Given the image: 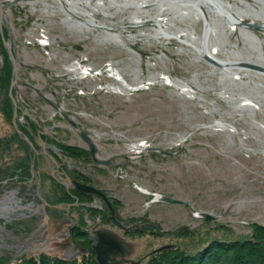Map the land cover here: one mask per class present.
Returning a JSON list of instances; mask_svg holds the SVG:
<instances>
[{
  "label": "rangeland",
  "instance_id": "rangeland-1",
  "mask_svg": "<svg viewBox=\"0 0 264 264\" xmlns=\"http://www.w3.org/2000/svg\"><path fill=\"white\" fill-rule=\"evenodd\" d=\"M88 1L0 0L7 5L0 76L7 53L12 82L4 39L18 59L15 120L14 101L10 120L0 91V198L14 192L18 202L0 218V264L80 261L82 242L94 249L99 229L121 239L125 255L114 257L122 264L251 239L264 226V75L242 70L243 81L233 84L190 45L156 36L151 21L131 20L134 7ZM187 19L201 47L204 21ZM217 56L226 58L223 50ZM81 62L94 68L91 76H82ZM246 97L259 108L242 107ZM81 132L107 164L93 159ZM73 179L104 190L127 229ZM158 195L187 203L154 201Z\"/></svg>",
  "mask_w": 264,
  "mask_h": 264
},
{
  "label": "bare ground",
  "instance_id": "bare-ground-1",
  "mask_svg": "<svg viewBox=\"0 0 264 264\" xmlns=\"http://www.w3.org/2000/svg\"><path fill=\"white\" fill-rule=\"evenodd\" d=\"M111 3L116 5V7H134L136 9L135 13L133 14L131 20L138 21V23H146L148 21L153 22V30L155 31V35L159 37V35H162L166 39H176L180 42H183L185 44L190 45L193 47L197 52H199L203 56V60L208 62L204 58V54H210L213 58L218 59L222 62L223 67H221L224 76L228 78L230 81L233 82V84L241 83L243 81L242 76L240 75V71L242 70H249L248 68L244 67L242 63H237L235 61H231L227 58H220L217 56L219 52L222 50L223 45V37L225 36V33H234L236 29V25L242 23L239 19L228 16V19L226 20V23L223 22V25L216 26L211 24L210 19L208 15L204 13V15H201V13H195L194 16L197 19L205 17L206 20V28L204 30L203 38L201 39V47L196 44V42L199 40V36L196 34L195 28L193 26L192 21H187V17L191 16V5L189 0H181L187 7L181 9L180 11H174L171 7L172 5H175L176 1L178 0H154V3H148V0H110ZM105 0L99 1L97 3L98 5H105ZM65 6V3L62 2ZM96 4V5H97ZM154 4V5H153ZM86 5L91 6V2L86 0ZM121 5V6H120ZM144 5H152V7H143ZM146 8V9H144ZM75 12H84L90 16H92V13L87 12L84 8L76 7L74 8ZM203 13V12H202ZM166 15L168 17H164L163 15ZM177 19H181V21L186 22V27H177L176 21ZM186 36L188 38H186ZM212 36H215L218 38V42L215 43L212 40ZM122 36L117 37L116 39L122 43ZM161 37V36H160ZM209 63V62H208ZM230 65V66H229ZM215 66V65H213ZM236 66L239 72L235 73L233 72V67ZM256 72V71H255ZM259 73V72H257ZM124 83V82H122ZM177 86L187 87L181 82H176ZM242 107L247 108H256L258 109L259 106L256 102H254L253 99L246 97L244 101L241 103ZM161 196H156L154 201H160ZM15 203V205L18 204V202L14 198V192L8 194L5 198H0V206L2 207H11L14 208L11 204ZM8 212L6 210L0 211V218L2 216H5ZM84 251L88 252L89 250L86 248H83ZM96 252V251H95ZM97 255V254H96Z\"/></svg>",
  "mask_w": 264,
  "mask_h": 264
},
{
  "label": "trees",
  "instance_id": "trees-1",
  "mask_svg": "<svg viewBox=\"0 0 264 264\" xmlns=\"http://www.w3.org/2000/svg\"><path fill=\"white\" fill-rule=\"evenodd\" d=\"M4 56L0 76V91H4L2 110L5 116L11 120L13 116V102L9 96V87L11 84L12 66L7 53ZM20 111L22 112V109ZM77 230V228L74 230L73 237L79 238L84 232ZM88 243H90L88 238H85L84 242H82L83 247L81 248H86L89 251L80 261L77 259L64 260L59 258L50 261L43 257L42 261L44 264H99L96 259L95 250L91 249ZM168 252V250L158 251L151 256L146 264H264V226L257 225L251 239L229 242L216 240L196 254L178 251L168 258V254L170 253ZM29 262L34 263V259L31 258Z\"/></svg>",
  "mask_w": 264,
  "mask_h": 264
},
{
  "label": "flooded vegetation",
  "instance_id": "flooded-vegetation-1",
  "mask_svg": "<svg viewBox=\"0 0 264 264\" xmlns=\"http://www.w3.org/2000/svg\"><path fill=\"white\" fill-rule=\"evenodd\" d=\"M174 3L176 4L171 7L174 11L187 7L181 0ZM190 4L191 17L198 12L201 15L205 13L212 26L223 25L228 16L239 19L242 23L236 25L234 33H225L223 37L222 50L226 58L237 63H252L264 67V0H191ZM202 17L206 28L205 17ZM231 35L235 36V43H231ZM27 209L31 212L36 210L35 207ZM112 259L115 260V257Z\"/></svg>",
  "mask_w": 264,
  "mask_h": 264
},
{
  "label": "water",
  "instance_id": "water-1",
  "mask_svg": "<svg viewBox=\"0 0 264 264\" xmlns=\"http://www.w3.org/2000/svg\"><path fill=\"white\" fill-rule=\"evenodd\" d=\"M61 1L63 2V0H61ZM189 1L191 2V0H189ZM5 7H7V5L3 6L0 4V32L2 34L4 31L3 21L5 20V10H4ZM143 7L148 8V7H152V5H144ZM69 13H71L75 18L81 19V17L73 14L71 11H69ZM101 28H105L109 31H112L111 28L104 26V25H102ZM4 45H5L6 50H7L8 54L12 60V65H13V78H12V82H11V86H10V97L12 98V100L15 103V109H14V120H15L17 118V103L13 97V90L17 84L18 59H17V57H15L11 45L5 39H4ZM204 58L212 65L223 67L222 62L216 58H213L210 54H207V53L204 54ZM242 65L244 67L250 69V70H253V71H256L259 73H264V67H261L259 65L252 64V63H242ZM63 115L75 128H77L76 123L72 119H70L65 114H63ZM81 137L90 146V150H91V154H92L93 159L98 163L107 164V162L99 160L96 157V153H97L98 149H97L95 143L91 140V137L89 136V134L86 132H81ZM27 141L33 147L32 143L29 141L28 138H27ZM43 147L45 148V144H43ZM159 150H161V149H159ZM45 152H47L51 156V158H53V156L51 155L50 152H48L47 150H45ZM72 183L74 184V188L77 191L95 194V195L101 197L110 209V212H111L110 220H111V222L121 229H127V227L116 217L113 204L109 200V198L106 196V193L104 190L98 189L95 186H92V185H89L86 183L79 182L76 179H73ZM66 185H68V184H66ZM161 200L165 201V202H169V203H178V204H186L187 203L184 200H180V199H177V198H174L171 196H166V195H161ZM13 209L14 208H11V207H7V208L3 207L2 210L8 211V210H13ZM202 216L207 217V218H213V216L210 213H203ZM95 234H96V236L94 237L95 243L92 246H93L94 250L96 251V254H97L96 259H97L98 263L99 264H122L123 263L122 260H113L112 259V257L115 255H120V254L122 256L125 255L124 247L122 245L121 239L116 234L109 232L105 229L96 230ZM169 247L170 246H167V247H163L161 249H165V248H169Z\"/></svg>",
  "mask_w": 264,
  "mask_h": 264
},
{
  "label": "built area",
  "instance_id": "built-area-1",
  "mask_svg": "<svg viewBox=\"0 0 264 264\" xmlns=\"http://www.w3.org/2000/svg\"><path fill=\"white\" fill-rule=\"evenodd\" d=\"M46 43V41H45ZM80 63V62H79ZM78 63V64H79ZM83 70H82V76H91L92 74V70L94 69L91 65L88 66L87 64H83V62H81V64H79Z\"/></svg>",
  "mask_w": 264,
  "mask_h": 264
}]
</instances>
